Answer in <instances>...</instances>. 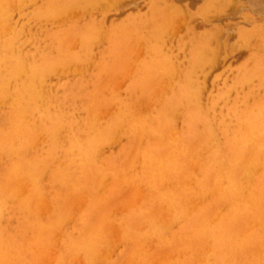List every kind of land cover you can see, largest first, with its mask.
Here are the masks:
<instances>
[{
	"label": "rangeland",
	"instance_id": "374dc122",
	"mask_svg": "<svg viewBox=\"0 0 264 264\" xmlns=\"http://www.w3.org/2000/svg\"><path fill=\"white\" fill-rule=\"evenodd\" d=\"M0 8V264H264V0Z\"/></svg>",
	"mask_w": 264,
	"mask_h": 264
},
{
	"label": "bare ground",
	"instance_id": "6f19581e",
	"mask_svg": "<svg viewBox=\"0 0 264 264\" xmlns=\"http://www.w3.org/2000/svg\"><path fill=\"white\" fill-rule=\"evenodd\" d=\"M2 7V6H1ZM1 9V8H0ZM196 46V45H195ZM197 47H198V49H197ZM194 48V47H193ZM200 47L199 46H196V49L197 50H201V49H199ZM191 51V50H190ZM189 51V52H190ZM193 53H199L198 51L197 52H193ZM192 55V54H191ZM191 55H189V56H191ZM188 56V55H187ZM192 56H195V54H193ZM200 57V56H199ZM153 58H154V56H153ZM189 58V57H188ZM150 60H151V56H150ZM154 60H155V58H154ZM190 60V59H189ZM192 60V59H191ZM190 60V61H191ZM194 62V61H193ZM149 63V62H148ZM151 64V63H150ZM146 66V65H145ZM144 66V67H145ZM149 66V65H148ZM258 66V65H257ZM259 66H260V64H259ZM147 67V66H146ZM259 68V67H258ZM253 69V68H252ZM261 69V68H260ZM259 69V70H260ZM261 70H263V69H261ZM260 70V71H261ZM138 72V71H137ZM259 72V71H258ZM255 73V72H254ZM261 73H263V74H261V75H264V71L262 72L261 71ZM139 74V73H138ZM256 74H258L257 76H260L259 74L260 73H256ZM57 76V75H56ZM138 76V75H137ZM262 79H264V77L262 78ZM142 80V79H141ZM132 83V82H131ZM134 84V83H133ZM184 84V83H183ZM129 85H131V84H129ZM141 85V84H140ZM186 86V85H185ZM184 85L182 86V87H180V89L179 88H177V89H179L178 90V93L177 94H175L174 96H172V98H171V100H173V101H177V99H182L183 100V102L184 101H188V99H189V92H188V89L189 88H187V86L185 87ZM129 87V86H128ZM171 94V93H170ZM171 96V95H170ZM154 97V96H153ZM157 97V96H156ZM166 97V96H165ZM185 99H187V100H185ZM181 100V101H182ZM259 101V100H258ZM186 102H184V104L186 103ZM263 102V101H262ZM118 104V103H117ZM181 104V103H180ZM172 105H173V102H169L168 103V105H167V107H168V110H170V109H172ZM175 105V104H174ZM181 105H183V104H181ZM186 105V104H185ZM186 107V106H185ZM192 108V107H191ZM191 110V109H190ZM187 112V111H186ZM185 112V113H186ZM245 114H246V112H245ZM262 114H263V112H262ZM263 116V115H262ZM254 117V116H253ZM252 117V118H253ZM257 118H259V116L257 117ZM249 119V118H248ZM261 119V118H260ZM260 119H258V120H260ZM248 121V120H247ZM257 121V120H256ZM253 122H255V121H253ZM252 122V123H253ZM261 122V121H260ZM183 123V122H182ZM198 123H200V124H202V118H201V116L199 115V113L196 111V109H194V107H193V109L191 110V111H189L188 113H187V115H186V117H185V119H184V134H183V138L185 137V138H189V137H193L194 135H198ZM247 124H248V122H247ZM255 124V123H254ZM264 124V123H263ZM183 125V124H182ZM250 126H252V125H249V128H250ZM257 126V125H256ZM261 126H262V124H261ZM250 129H252V130H254V129H257V128H250ZM174 134V133H173ZM172 135V134H171ZM173 137V136H172ZM171 139V138H170ZM214 146V145H213ZM261 147V146H260ZM262 149V148H261ZM142 150V149H141ZM210 150H211V148H210ZM233 150V151H232ZM232 150H231V155H230V157H229V159H230V161L232 160L233 161V159H234V152H235V150H234V148H232ZM260 150V149H259ZM208 151V150H207ZM262 152V151H261ZM141 155V154H140ZM262 156V155H261ZM141 158V157H140ZM145 159V158H144ZM257 160H259V159H257ZM167 161V160H166ZM260 161V160H259ZM168 163V162H167ZM198 163V162H197ZM145 164V163H144ZM169 164V163H168ZM210 164V163H209ZM230 165H232V163H230ZM254 165V164H253ZM256 166V165H255ZM174 169V168H173ZM250 168H248V170H249ZM175 170V169H174ZM229 172V171H228ZM253 172V171H252ZM112 173V172H111ZM246 173V172H245ZM220 175H221V173H220ZM220 175H219V177H220ZM229 175V174H228ZM253 175V174H252ZM223 176L225 177V173L223 174ZM247 176V175H246ZM255 176V175H254ZM218 177V178H219ZM222 177V176H221ZM217 178V179H218ZM245 178V177H244ZM187 179V178H186ZM215 179V178H214ZM227 179H229L228 177H227ZM226 179V180H227ZM191 180H193V179H191ZM224 180H225V178H224ZM241 180V179H240ZM249 180H250V177H249ZM220 181V180H219ZM213 182V181H212ZM226 182V181H225ZM224 182V183H225ZM258 183H259V181H258ZM188 184V183H187ZM217 184H219L218 182H217ZM227 184H228V182H227ZM224 185V184H223ZM226 185V184H225ZM226 186H228V185H226ZM248 186H250V185H248ZM75 187V186H74ZM224 188V187H223ZM217 189V188H216ZM221 188H219V190H220ZM229 189V188H228ZM233 189H234V187H233ZM176 190V189H175ZM222 190V189H221ZM224 190V189H223ZM249 190V189H248ZM27 191V190H26ZM229 191V190H228ZM172 192V191H171ZM216 192H220V191H215L214 193H216ZM170 193V192H169ZM172 194V193H171ZM244 194H245V192H244ZM164 197V196H163ZM254 197V196H253ZM222 198V197H221ZM139 199V198H138ZM199 199V198H198ZM103 200V199H102ZM168 200H169V198H168ZM195 201H196V199H194ZM259 200V199H258ZM136 204V203H135ZM197 204V203H196ZM238 204V203H237ZM226 205V204H225ZM206 206V205H205ZM233 207V206H232ZM229 208V207H228ZM1 209V208H0ZM244 209V208H243ZM128 210V209H127ZM141 210V209H140ZM189 210V209H188ZM187 210V211H188ZM145 211V210H144ZM235 211H236V209H235ZM123 212V211H122ZM141 212H142V210H141ZM237 212V211H236ZM220 213V212H219ZM225 213V212H224ZM247 215V214H246ZM174 216V215H173ZM218 216V215H217ZM171 217V216H170ZM223 217V216H222ZM218 218V217H217ZM217 218L215 217L214 219L215 220H217ZM219 218H220V215H219ZM218 218V219H219ZM213 219V218H212ZM72 220V219H71ZM214 220V221H215ZM228 220V219H227ZM220 221V220H219ZM213 222V221H212ZM217 222V221H216ZM182 223V222H181ZM211 223V222H210ZM218 223V222H217ZM216 223V224H217ZM259 225V224H258ZM256 226V225H255ZM200 228V227H199ZM252 231V230H251ZM200 232H202V231H200ZM249 233V232H248ZM245 234V233H244ZM13 235V234H12ZM239 235H242V234H239ZM127 236V235H126ZM221 237V236H220ZM222 238V237H221ZM236 238H238V237H236ZM212 239H214V238H212ZM238 240V239H237ZM209 243V242H208ZM242 243V242H241ZM208 249V248H207ZM263 253H264V251L263 250H261ZM207 252H209V251H207ZM259 252V251H258ZM255 254V253H254ZM261 254V253H260ZM200 255V254H199ZM210 255V254H209ZM208 255V256H209ZM259 255V254H258ZM263 255V254H262ZM107 257V256H106ZM255 257H256V255H255ZM259 257H260V255H259ZM249 258V257H248ZM254 258V257H253ZM56 260V259H55ZM203 261V260H202ZM53 262V261H52ZM204 262V261H203ZM208 262V261H207ZM245 262V261H244Z\"/></svg>",
	"mask_w": 264,
	"mask_h": 264
}]
</instances>
